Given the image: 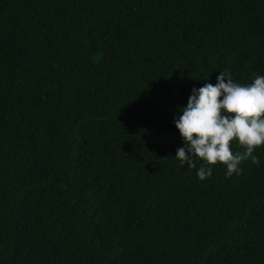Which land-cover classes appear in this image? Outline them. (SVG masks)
<instances>
[{
    "label": "trees",
    "instance_id": "trees-1",
    "mask_svg": "<svg viewBox=\"0 0 264 264\" xmlns=\"http://www.w3.org/2000/svg\"><path fill=\"white\" fill-rule=\"evenodd\" d=\"M221 71L264 75V0H0V264H264V147L174 158Z\"/></svg>",
    "mask_w": 264,
    "mask_h": 264
},
{
    "label": "clouds",
    "instance_id": "clouds-1",
    "mask_svg": "<svg viewBox=\"0 0 264 264\" xmlns=\"http://www.w3.org/2000/svg\"><path fill=\"white\" fill-rule=\"evenodd\" d=\"M179 112L174 124L184 146L174 158L181 168L187 164L188 170L195 169L200 181L211 177L218 164L227 177L240 175L245 161L260 165L255 152L264 147V75L241 84L221 71L215 85L194 87ZM233 143L243 151L234 152Z\"/></svg>",
    "mask_w": 264,
    "mask_h": 264
}]
</instances>
